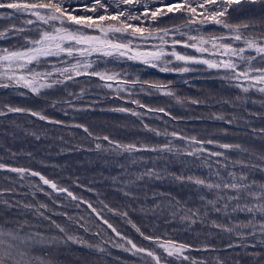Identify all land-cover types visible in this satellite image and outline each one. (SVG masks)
I'll use <instances>...</instances> for the list:
<instances>
[{
	"label": "snow or ice",
	"instance_id": "6c2138e0",
	"mask_svg": "<svg viewBox=\"0 0 264 264\" xmlns=\"http://www.w3.org/2000/svg\"><path fill=\"white\" fill-rule=\"evenodd\" d=\"M77 5L83 15L67 0H0V21L6 22L0 29V90L41 98L63 89V97L45 99V103L54 110L67 105L63 109L65 116L69 109L86 112L94 110L98 102L121 101V106L108 111L135 117L145 132L163 137L164 141L123 143L109 135L98 136L85 124H68L49 116L45 109L15 106L11 101H0V117L16 114L80 129L94 143L97 153L118 158L114 163L119 173L111 177V183L130 201H139L136 193L141 191L149 200L151 182L170 181L189 189L194 195L186 200L153 190L152 207L142 206L140 211L154 216L166 214L171 221L186 225L185 231L200 224L209 229V235L213 231L235 235L239 243H228L226 248H241L252 256V264H258L264 251L249 253L248 249L264 248V127L255 128L249 117L264 120V115L250 110L248 104L264 108V0H112L111 4L108 0H77ZM245 5H260V11L233 21L232 13ZM165 18L178 19L180 23L161 26ZM120 61L139 63L162 73L184 74L199 68L216 72L222 82L236 90L231 98L217 102L222 109L231 111L213 112L198 119L220 121L229 127L242 125L245 138L259 139L261 147L225 142L227 128L204 138L151 127L145 122L149 114H163L173 121L180 118L165 107L145 104L138 98L140 95L159 93L180 104L186 101L171 90V82L133 78L126 71L107 66ZM82 77L87 78L89 87L82 86L79 92L69 90ZM93 91L96 99L77 107V102ZM254 93L259 100L253 98ZM187 103L212 106L199 99ZM120 158L126 163L121 164ZM178 158L181 171H169L167 164ZM161 163L164 168L159 167ZM0 172L16 176L15 180L4 177L10 186L0 188V206L6 209L5 215L17 214L14 220L0 223V264H53L51 250L69 244L104 252L103 247L78 234L82 230L87 235L108 236L103 226L123 241L119 243L108 236L104 242L130 253L139 264H229L218 255L211 259L193 256L192 252L212 253L219 249L178 240L175 229L159 235L155 230L145 232L130 218L127 208L131 205H124L123 210L113 207L78 178L63 186L41 171L5 162H0ZM18 181L27 184L17 187ZM73 185L93 192L98 204L78 195ZM25 186L28 191L21 192ZM5 196L9 199H2ZM40 196L51 204L40 200ZM28 197L31 200L25 202ZM70 207L76 210L74 214L59 210ZM108 214L124 220L147 245L121 233ZM56 217H63L64 223ZM249 238L255 243H245Z\"/></svg>",
	"mask_w": 264,
	"mask_h": 264
},
{
	"label": "trees",
	"instance_id": "16d2710c",
	"mask_svg": "<svg viewBox=\"0 0 264 264\" xmlns=\"http://www.w3.org/2000/svg\"><path fill=\"white\" fill-rule=\"evenodd\" d=\"M84 2L89 3L90 0H84ZM108 2L111 4L112 0H108ZM67 3L72 8L79 10L77 0H67ZM112 7L114 8L115 5L112 4ZM79 11L81 15L84 14L82 10ZM259 11L260 5L254 7L245 5L243 8H239L232 13V19L235 21L239 17L241 20H244L252 12L259 13ZM178 23H180L178 19L168 20L165 18L161 26H170ZM5 26L6 22L0 21V29ZM0 44H3V42H0ZM107 66L114 71H126L133 78L138 77L141 80L165 84L171 82V90L176 96L186 101L184 104H180L174 98L163 96L159 93L140 95L138 98L145 104L152 107H165L173 116L180 118L179 121H173L163 114H149L145 117V122L151 127L159 128L161 131L167 128L169 132L175 129L176 131H183L189 136L200 135L204 138H207L209 134L218 133L220 130L227 128L228 136L225 142L242 143L252 148L261 147L259 139L253 141L250 137L245 138L242 125L229 127L220 121L198 119L201 116L207 117L213 112L231 111L230 109H222L217 102L231 98L236 90L229 88L222 82L217 77V73L206 71L203 68L195 69L184 74L162 73L158 69L131 61L114 62ZM82 86L89 87L86 77L80 78L79 84L70 85L69 90L79 92ZM91 87L95 88V84L91 85ZM137 91L139 90L137 89ZM63 96V89L54 90L48 97L41 98H36L31 95L20 97L11 92V90H0V101H11L15 106L28 107L36 110L45 109L49 116L64 120L68 124L79 123L87 125L98 136L109 135L114 140L123 143L147 141L155 144L164 141L163 137H156L152 133L145 132L135 117L108 111L110 108L121 106V101L107 100L98 102L94 110L86 112L77 113L69 109L67 116L63 115V109L67 108V105H61L60 109L54 110L45 103V99L50 101ZM253 98L260 99L259 95L255 93L253 94ZM94 99H96L95 91L85 96L83 101L77 102V107L86 105ZM190 99L206 101L212 106L205 107L203 104L200 106L189 105L187 101ZM127 106L133 107L132 105ZM248 108L264 115V108H260L258 104L254 106L249 103ZM242 114L246 115L245 113ZM157 116L160 118H157ZM249 120L257 129L264 127V120L255 117H249ZM78 147L84 150H77ZM87 149L93 150L89 151ZM13 153L16 155L13 156ZM0 158H2L0 162L17 167H30L34 170L41 171L44 175L58 181L63 186H68L72 180L78 178L81 184L91 186L95 191L101 193L99 199H103L113 207H119L123 210L124 205H131V207L127 208L130 218L145 232L155 230V234L159 235L165 231L172 233L173 229H175L178 233L175 238L178 240L186 241L197 247L203 244H209L219 249V251L212 253L192 252L191 254L195 257L205 256L211 259L218 255L221 259H227L229 264H233L236 260H239L240 264H252V256L246 254L243 249L226 248L228 243H239L235 235L229 236L228 234L217 233L215 231L209 235V229L200 224L192 225L191 228L185 231L186 225H182L179 221H171V218L166 214H157L154 216L151 212H141L140 208L142 206L145 209L152 207L150 197L153 190L171 193L173 196L179 197L182 200L189 199L194 194L189 189L182 188L178 184L164 181L162 183L151 182V187L148 189L149 200L147 201L144 199L145 193L143 191L136 193L140 198L139 201L126 199L120 192L114 190L111 183V177L119 173V169L114 163L118 158L116 156H108L104 153H97L94 150V143L90 139L85 138V134L80 129L52 125L44 121H39L34 117L16 114L0 117ZM120 163L125 164L126 161L120 158ZM159 167L164 168L165 164L161 163ZM167 167L169 171L179 173L182 169L181 159H176L174 163L169 162ZM189 167L195 168L192 164H189ZM5 176L11 177L14 180L16 179L13 173L0 172V188L10 186L5 181ZM20 183L26 185L27 181H18L17 187ZM72 187L78 195H83L85 199L91 200L94 204H98V198L93 192L84 191L82 188L75 187L74 185ZM20 191L26 192L28 189L25 186ZM2 199H9V197L5 196ZM39 199L51 204L44 196H40ZM28 200H31V197H28L25 202ZM59 210L67 211L70 215L76 212L71 207ZM5 212L6 209L0 206V223L14 220L17 215L13 213L9 216L5 215ZM80 214L83 215L84 213ZM107 218L121 233L131 237L138 244L143 243L147 245V242L142 241L135 230L120 217L108 214ZM29 219H31V216H29ZM56 219L58 222L64 223L63 217H56ZM165 220H169L171 223L166 224ZM91 227L93 232L97 230L95 223L91 224ZM103 227L107 231L108 236L113 237L119 243H123L118 237H115V234L110 229H107L106 226ZM78 234L85 236L90 243L103 247L105 251L99 252L95 249H87L79 245L69 244L59 249L51 250L53 264H139L137 259L131 256L130 253L114 247L112 242L105 243L104 241L108 239V236L87 235L82 230H79ZM245 243L251 244L255 243V241L249 238ZM253 251H264V248L248 249L249 253ZM258 264H264V256L260 258Z\"/></svg>",
	"mask_w": 264,
	"mask_h": 264
},
{
	"label": "rangeland",
	"instance_id": "374dc122",
	"mask_svg": "<svg viewBox=\"0 0 264 264\" xmlns=\"http://www.w3.org/2000/svg\"><path fill=\"white\" fill-rule=\"evenodd\" d=\"M214 72V71H213ZM216 73V72H215Z\"/></svg>",
	"mask_w": 264,
	"mask_h": 264
}]
</instances>
